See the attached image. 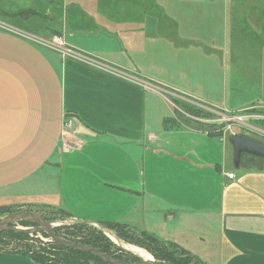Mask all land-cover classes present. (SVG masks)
Wrapping results in <instances>:
<instances>
[{
	"label": "crops",
	"instance_id": "crops-1",
	"mask_svg": "<svg viewBox=\"0 0 264 264\" xmlns=\"http://www.w3.org/2000/svg\"><path fill=\"white\" fill-rule=\"evenodd\" d=\"M185 2L0 0V208L124 224L206 264H264V170L230 168L225 135L159 113L173 106L163 93L224 111L191 92L207 75L196 82L190 54L213 39ZM54 37L66 55L39 43ZM0 264L37 263L0 249Z\"/></svg>",
	"mask_w": 264,
	"mask_h": 264
},
{
	"label": "rangeland",
	"instance_id": "rangeland-1",
	"mask_svg": "<svg viewBox=\"0 0 264 264\" xmlns=\"http://www.w3.org/2000/svg\"><path fill=\"white\" fill-rule=\"evenodd\" d=\"M185 6H196L197 11H193L194 16L198 20L211 22L210 32L213 39V44H195V53L191 52L190 54L191 67L195 66L197 72L196 82L201 81L202 77L207 75L206 86H197L198 89L191 86V92L202 97L203 101L216 104L224 111H220L223 115L209 113L199 108L197 111H190V106L175 101L168 94L163 93L166 98L169 97L173 106L171 107L166 101L165 108L158 107L159 113L162 114V110L165 109L166 114L170 117L174 116L173 126H195L214 136L225 135L229 146V165L230 168H234V150L232 148L234 136L243 135L264 141V133L261 135L256 132V129L264 131V117H259L262 116L261 114H250L251 112H237V108L240 107H250L252 111L256 107L259 108L257 109L259 111H262V107L264 108V0H187ZM254 12L260 15L261 20L257 22L254 20ZM150 15L157 17L158 13L154 11ZM188 16L187 13L180 14V18L183 19ZM18 26L21 25L18 24ZM184 106L188 108L186 109ZM210 114L211 117H209ZM177 122L181 125H177ZM258 167L264 170V162L258 165L249 163L247 156L243 157L240 165V168H251L252 170H257ZM7 210L9 213L0 210V221L14 214L33 212L41 215L53 228L81 223L72 220L60 210L31 209L29 207H12ZM21 222H27L29 226L24 227L18 222L13 224L15 230H27L31 234H37L43 241H51L50 238L41 235L45 232L39 225L28 221ZM94 227L101 229L116 245L139 257L123 246L126 243L115 242L114 239L117 238L113 231L100 225ZM11 245L9 249L14 248V244ZM2 248L7 247L0 244V249ZM151 257L157 263L152 255Z\"/></svg>",
	"mask_w": 264,
	"mask_h": 264
},
{
	"label": "trees",
	"instance_id": "trees-1",
	"mask_svg": "<svg viewBox=\"0 0 264 264\" xmlns=\"http://www.w3.org/2000/svg\"><path fill=\"white\" fill-rule=\"evenodd\" d=\"M184 107L186 109L188 108L187 106ZM189 108H191L190 111L198 110L195 107V109L192 108V106ZM253 110L250 109L245 112H251L250 114L264 113V111L257 109ZM211 116L210 114L209 117ZM7 209L9 208H0L3 212L9 213ZM60 211L70 217L68 213L62 210ZM19 224L24 227L29 226L27 222H20ZM100 226L113 231L119 241L146 250L155 258L157 264H206L173 243H165L154 235L146 232H138L127 225L120 223H101ZM54 231L58 236L68 241L96 248L107 256L119 261L126 263H137L141 261L139 257L116 245L101 229L86 223H75L70 226L58 227L54 228ZM41 235L49 238L45 233ZM0 244L7 247L1 250L25 253L37 264H107L91 253L67 249L53 241H43L37 234H31V232L24 230L9 229L0 231ZM11 244H14L13 249H9L12 246Z\"/></svg>",
	"mask_w": 264,
	"mask_h": 264
},
{
	"label": "water",
	"instance_id": "water-1",
	"mask_svg": "<svg viewBox=\"0 0 264 264\" xmlns=\"http://www.w3.org/2000/svg\"><path fill=\"white\" fill-rule=\"evenodd\" d=\"M231 118V117H230ZM234 119V118H232ZM232 148L234 150V162L235 167L239 168L243 157L252 156L254 158H260L264 160V143L248 136L238 135L232 139ZM21 221L32 222L39 225L43 232H45L51 241L57 243L61 247L67 249H74L77 251L91 253L103 262L107 264H157L155 261H145L141 257V261L137 263H126L119 261L113 257L107 256L96 248L68 241L56 234L54 228L48 223L41 215L33 212H25L20 214H14L0 221V231L3 230H15L13 224ZM27 231V230H24Z\"/></svg>",
	"mask_w": 264,
	"mask_h": 264
},
{
	"label": "built area",
	"instance_id": "built-area-1",
	"mask_svg": "<svg viewBox=\"0 0 264 264\" xmlns=\"http://www.w3.org/2000/svg\"><path fill=\"white\" fill-rule=\"evenodd\" d=\"M39 43H41L44 46L46 45V47L58 50L61 53L65 50L64 42L62 41V39L60 37H54L50 41H40ZM63 55H66V54L63 52ZM74 130H75V121L72 118H69V117L66 118L63 122L64 138H67L70 134H73ZM228 178L234 179V175L230 174V175H228Z\"/></svg>",
	"mask_w": 264,
	"mask_h": 264
},
{
	"label": "bare ground",
	"instance_id": "bare-ground-1",
	"mask_svg": "<svg viewBox=\"0 0 264 264\" xmlns=\"http://www.w3.org/2000/svg\"><path fill=\"white\" fill-rule=\"evenodd\" d=\"M113 238V237H112ZM114 239V238H113ZM115 242L119 241L118 239H114ZM122 242V241H121ZM118 243V242H117ZM127 250L137 254L139 257H141L142 259H144L145 261H153V258L151 257V255H149L146 251L140 249L139 247L133 246V245H129V244H124L123 245Z\"/></svg>",
	"mask_w": 264,
	"mask_h": 264
},
{
	"label": "flooded vegetation",
	"instance_id": "flooded-vegetation-1",
	"mask_svg": "<svg viewBox=\"0 0 264 264\" xmlns=\"http://www.w3.org/2000/svg\"><path fill=\"white\" fill-rule=\"evenodd\" d=\"M256 132L257 133H259V134H261V133H264V131L263 130H260V129H256ZM262 135V134H261ZM258 141H260V140H258ZM261 142H263L264 143V141H261ZM246 156V155H245ZM247 160L249 161V163H253V164H260L261 162H264V160L263 159H260V158H254V157H252V156H247Z\"/></svg>",
	"mask_w": 264,
	"mask_h": 264
}]
</instances>
